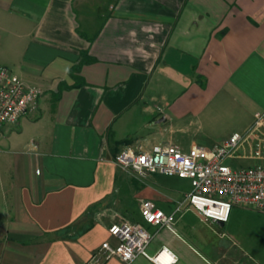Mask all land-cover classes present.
Returning <instances> with one entry per match:
<instances>
[{"label": "crops", "instance_id": "1", "mask_svg": "<svg viewBox=\"0 0 264 264\" xmlns=\"http://www.w3.org/2000/svg\"><path fill=\"white\" fill-rule=\"evenodd\" d=\"M0 42V61L42 90L0 131V264H85L120 222L141 224L147 252L167 247L172 264H264L223 233L200 238L186 203L174 231L146 222L142 200L171 213L190 180L141 179L113 161L124 147H211L252 123L264 110V0H0ZM227 121L241 129L213 143L189 129ZM188 132L182 148L173 133Z\"/></svg>", "mask_w": 264, "mask_h": 264}, {"label": "built area", "instance_id": "2", "mask_svg": "<svg viewBox=\"0 0 264 264\" xmlns=\"http://www.w3.org/2000/svg\"><path fill=\"white\" fill-rule=\"evenodd\" d=\"M42 90L25 84L7 66L0 65V129L14 124L37 108ZM227 159L248 160L246 166L233 167ZM127 173L145 178L152 173L187 178L191 190L173 212L165 213L150 200H142L140 213L150 224L174 231L175 213L186 203L204 220L226 223L235 206L264 213V110L253 114L252 123L244 130L231 133L211 147L192 145L187 151L170 143H160L148 151L124 147L113 159ZM114 244L103 242L85 264H103L112 257L124 264L144 256L157 264H172L175 254L167 247L150 255L147 246L151 234L139 223H113L108 227ZM162 255L166 260H160Z\"/></svg>", "mask_w": 264, "mask_h": 264}, {"label": "rangeland", "instance_id": "3", "mask_svg": "<svg viewBox=\"0 0 264 264\" xmlns=\"http://www.w3.org/2000/svg\"><path fill=\"white\" fill-rule=\"evenodd\" d=\"M1 43V42H0ZM0 65H6L0 61ZM8 66V65H6ZM12 124H5L1 127V130H5L11 127ZM175 128L179 126H188L187 121L183 120L179 125L175 124ZM189 129L194 132V136L197 143H213L223 135L232 132V130L241 129L238 124L227 121L219 124H203L198 126L197 122L190 123ZM168 128V127H166ZM178 130V129H177ZM176 132V131H175ZM177 143L182 148H187L192 142L188 132L185 136H181L180 133H173ZM220 141V140H219ZM222 142V141H221ZM220 142V143H221ZM226 163L231 164L233 167L246 166L251 162L248 160H234L227 159ZM195 233L205 240L214 242L218 240L219 233H223L226 238L234 242L239 248L246 253L264 252V213L246 207H235L232 209L228 222L223 226L211 223L204 220L199 214L190 216Z\"/></svg>", "mask_w": 264, "mask_h": 264}, {"label": "trees", "instance_id": "4", "mask_svg": "<svg viewBox=\"0 0 264 264\" xmlns=\"http://www.w3.org/2000/svg\"><path fill=\"white\" fill-rule=\"evenodd\" d=\"M83 61H85V60H84V59L81 60L78 64L74 65V66L71 68V70H70V75L74 78V80H75V85L80 84V78H78V76H77V72H78L80 66L82 65ZM65 87H66V86H65ZM61 88H62V86L60 87V89H61ZM60 89H59V91H60ZM59 91H58V92H59ZM58 92H57V94H58ZM55 99H57V95H55Z\"/></svg>", "mask_w": 264, "mask_h": 264}, {"label": "water", "instance_id": "5", "mask_svg": "<svg viewBox=\"0 0 264 264\" xmlns=\"http://www.w3.org/2000/svg\"><path fill=\"white\" fill-rule=\"evenodd\" d=\"M217 224L220 225V226H223L224 223L221 222V221H218Z\"/></svg>", "mask_w": 264, "mask_h": 264}, {"label": "bare ground", "instance_id": "6", "mask_svg": "<svg viewBox=\"0 0 264 264\" xmlns=\"http://www.w3.org/2000/svg\"><path fill=\"white\" fill-rule=\"evenodd\" d=\"M160 260H162V261H165V260H166V258L164 257V258L162 259V257H160Z\"/></svg>", "mask_w": 264, "mask_h": 264}]
</instances>
